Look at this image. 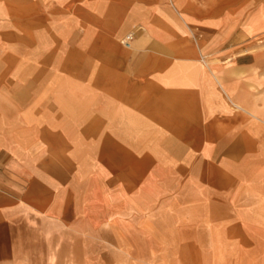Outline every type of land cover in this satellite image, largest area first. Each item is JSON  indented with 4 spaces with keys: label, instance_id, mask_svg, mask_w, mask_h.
I'll return each instance as SVG.
<instances>
[{
    "label": "crops",
    "instance_id": "0c3cea01",
    "mask_svg": "<svg viewBox=\"0 0 264 264\" xmlns=\"http://www.w3.org/2000/svg\"><path fill=\"white\" fill-rule=\"evenodd\" d=\"M262 250L264 0H0V264Z\"/></svg>",
    "mask_w": 264,
    "mask_h": 264
},
{
    "label": "rangeland",
    "instance_id": "374dc122",
    "mask_svg": "<svg viewBox=\"0 0 264 264\" xmlns=\"http://www.w3.org/2000/svg\"><path fill=\"white\" fill-rule=\"evenodd\" d=\"M115 156L117 157L116 159L119 162L121 161V158L123 157V155H120V154L115 155ZM102 157H103V160H104V157L109 158V155H98L99 159L102 158ZM133 158H134L133 161H134V165H135L134 169H118L117 171H114V172H115V174H117V176L119 178L120 177H123V178L128 177L134 183V186L132 187V189H133L134 192H136L139 189H141V185L140 184H141L142 180H144V178H154L155 174H157L158 171L152 170V169H146V168L143 169L142 168L143 164L141 162H145V160H147V161H149V163H152L151 162L152 159L149 158L148 155L135 154V155H133ZM163 160L172 161V155H165V159H163ZM86 173H87V178L88 177L89 178H93V171H86ZM162 173H163V176H164L163 179L169 181V180H172L173 174L175 173V171L174 170H164V171H162ZM103 188H105L108 191L110 187H103ZM166 188L168 190L169 188H172V186L171 187H166ZM103 192H105V191L103 190ZM115 204L117 205L116 208L119 209V210L125 209V207H126V203H124L122 201H119L118 203H115ZM130 204L133 205V209L134 210H137V209L139 210L141 208H147L148 206L152 205V203H150V202H149V205H148L147 202L142 203L141 201H138V200L137 201L134 200ZM159 204H160V207L161 206L164 207V205H165V207H167V206H171L172 207L173 203L166 201L165 203H159ZM128 205H129V203H128ZM242 252H245V251H242ZM250 253H251V251L247 252V254H246L247 257H248V255ZM261 253H264V250H262Z\"/></svg>",
    "mask_w": 264,
    "mask_h": 264
},
{
    "label": "built area",
    "instance_id": "2783aa9c",
    "mask_svg": "<svg viewBox=\"0 0 264 264\" xmlns=\"http://www.w3.org/2000/svg\"><path fill=\"white\" fill-rule=\"evenodd\" d=\"M131 41H133V36H132V35H128V36L124 39V41H122V44H123V45H126V44L130 43Z\"/></svg>",
    "mask_w": 264,
    "mask_h": 264
}]
</instances>
